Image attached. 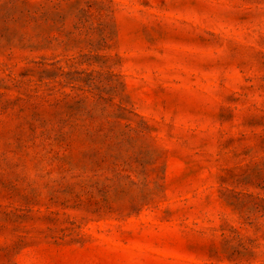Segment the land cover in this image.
Returning <instances> with one entry per match:
<instances>
[{"label":"rangeland","instance_id":"obj_1","mask_svg":"<svg viewBox=\"0 0 264 264\" xmlns=\"http://www.w3.org/2000/svg\"><path fill=\"white\" fill-rule=\"evenodd\" d=\"M0 264H264V0H0Z\"/></svg>","mask_w":264,"mask_h":264}]
</instances>
